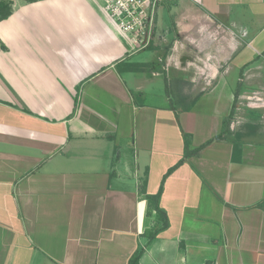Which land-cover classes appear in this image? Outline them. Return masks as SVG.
I'll use <instances>...</instances> for the list:
<instances>
[{"label":"crops","instance_id":"obj_1","mask_svg":"<svg viewBox=\"0 0 264 264\" xmlns=\"http://www.w3.org/2000/svg\"><path fill=\"white\" fill-rule=\"evenodd\" d=\"M12 1L0 264H264V0H161L145 62L101 0Z\"/></svg>","mask_w":264,"mask_h":264},{"label":"built area","instance_id":"obj_2","mask_svg":"<svg viewBox=\"0 0 264 264\" xmlns=\"http://www.w3.org/2000/svg\"><path fill=\"white\" fill-rule=\"evenodd\" d=\"M101 3L121 31L131 37L135 51L152 45L158 30L161 0H101ZM176 264L188 263L180 260Z\"/></svg>","mask_w":264,"mask_h":264},{"label":"trees","instance_id":"obj_3","mask_svg":"<svg viewBox=\"0 0 264 264\" xmlns=\"http://www.w3.org/2000/svg\"><path fill=\"white\" fill-rule=\"evenodd\" d=\"M25 1L33 2V1H37V0H25ZM12 4H13L12 0H0V21L7 18L11 14ZM142 69H144V68H142ZM172 101H173V102H171V108L172 109H176L175 106L178 104L179 105L183 104V100H180L176 96L174 97V99ZM194 102H195V99H192L188 103V105H186V106L181 105L180 107L183 110H187L191 107V105ZM221 137H222V135H220L217 138L220 139ZM183 138H184V156L174 166H172L167 171V173L164 175V178L162 180V183L159 187L158 192L156 194L150 195V194H147L143 188L141 189V192L144 194L145 199L147 200V215L148 216L151 215V213L154 211L156 223H157V225L153 229H149V230L144 232V236L147 239L146 244L151 243L155 239L157 234L161 230L165 229L168 226L167 215H166L165 211L163 209H161L159 206V198H160V195H161V192L163 189V182H164L166 175L169 174L173 169H175L179 164L183 163L185 158L196 154L202 147L205 146V145H203L201 147L193 148L191 146L190 135L184 134ZM143 182L145 183V180ZM142 252H143V247L141 245H139V247L136 249V251L133 252V254L130 256V258L128 260V264H139V259H140Z\"/></svg>","mask_w":264,"mask_h":264},{"label":"rangeland","instance_id":"obj_4","mask_svg":"<svg viewBox=\"0 0 264 264\" xmlns=\"http://www.w3.org/2000/svg\"><path fill=\"white\" fill-rule=\"evenodd\" d=\"M161 12H163V9L161 7H159L158 9V14L160 15ZM156 55L157 53L154 50H148V49H144L138 52L137 56L135 57V60H140V61H150V60H154L156 59ZM163 76L160 75L159 77H155L154 79L156 80V84L155 87H164V80H163ZM196 91H194L193 93H195ZM194 95V94H191Z\"/></svg>","mask_w":264,"mask_h":264}]
</instances>
